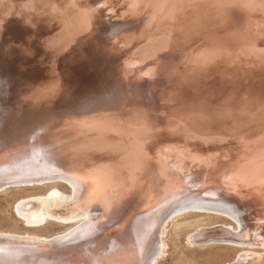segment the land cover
<instances>
[{
  "label": "rangeland",
  "instance_id": "rangeland-1",
  "mask_svg": "<svg viewBox=\"0 0 264 264\" xmlns=\"http://www.w3.org/2000/svg\"><path fill=\"white\" fill-rule=\"evenodd\" d=\"M119 157L124 176L98 180L122 195L83 238L80 218L19 212L56 190L65 201L44 210H77L56 175L83 183L88 163ZM141 173L154 178L143 190ZM228 185L264 187V0H0V264H232L246 249L260 264L262 245L189 242L202 226L240 229L178 210Z\"/></svg>",
  "mask_w": 264,
  "mask_h": 264
},
{
  "label": "bare ground",
  "instance_id": "bare-ground-1",
  "mask_svg": "<svg viewBox=\"0 0 264 264\" xmlns=\"http://www.w3.org/2000/svg\"><path fill=\"white\" fill-rule=\"evenodd\" d=\"M36 7H37V5H36ZM38 8H39V5H38ZM30 9L33 10V8L28 9L29 14L31 11ZM35 11H37V10H35ZM238 14H239V12H238ZM33 16L31 13V17H33ZM25 18H26V15H25ZM27 20H28V18H27ZM35 24H36V22H35ZM131 149H133V148H131ZM142 150H144V149H142ZM120 156L122 157L121 154H120ZM135 156L137 157V154H135ZM119 158L117 161L110 159V160H108V162H106L104 164L102 163V161H99L96 158H93V159L90 158L91 159V160L89 159L90 161L97 160V162H100V163H97V164L88 163L89 164L87 166L88 169H87V171H85L87 174L84 172L85 175L83 176V181H84L83 183H78V180L74 177L75 174H72V175H60L59 174V175H56V176H62L64 178V180H66V182H69V184H71L74 187V195H73V199H72L73 200L72 204L77 205V207H78L77 210H75V209L67 210L66 212H60L58 210L51 211L48 209L44 210V207H45V209L47 208L46 206H44L47 201H49L51 203V206H57V205H59L60 202L65 201L64 200L65 198L63 199V198L58 197L59 191L56 190V191H53L51 194V197L54 196L55 198H52V200L49 199L51 197L43 198V201H46V202H43L44 203L43 207H42L41 203L38 204V205H41V209H35L34 208V210L31 212L26 211V210H24V207H25L24 204L26 203V201H25L24 204L23 203L19 204V206H18L19 212L23 216H25V218L29 221L40 220V219H42L43 216L57 217V218L65 219V220L80 218L81 224L77 227L78 232L75 231L77 233V235L74 239L77 240V238L78 239H80V237L83 238L82 236H86L87 234H89V232L91 233V231H92L91 229L93 227V224L90 223L91 222L90 220L92 218L96 220V218L99 216L100 219L98 220V222H104L105 221L104 220L105 218L103 217V215H105V213H107L108 207L111 204V202L113 201L112 199L114 198V195L111 193V191L115 189L116 192H118V195H119V191L121 192L120 194L122 195L123 190H121V188L117 189L116 186H111V187L107 188V187H105V185H103L99 182L100 179L98 180V178L105 177L108 174L111 177L113 176V174L115 176L116 175L115 173H117V176H118V174L121 176H124L122 171L124 170L126 163L128 161H125V160L123 161L122 158H120V159ZM123 158H124V156H123ZM126 160H128V159H126ZM93 171H96V173H92ZM145 171H147V170H145ZM90 172H91V174H90ZM92 175H93V177H92ZM41 176L42 177L34 176V175H28L27 177H24V179H26V181H27V179H29V181H37V178L44 179L47 177V176H43V175H41ZM48 176H51V175H48ZM62 177H60V178H62ZM153 177H158V175H155ZM87 178L92 183L91 187L90 188L87 187L86 189H84L85 191H78L77 187H80L83 184L85 185L88 183ZM107 178H109V177H107ZM19 179H22V176ZM103 179H105V178H103ZM153 179L154 178H152V177L148 178L147 173H146V175L142 174V178H139L137 181L136 180L135 181H136V183L141 185V190H143L148 185V183H150ZM242 179H244V178H242ZM101 180H102V178H101ZM112 182H113V180H112ZM20 183H24V182H20ZM134 187H136V186H134ZM134 187H133V189H135ZM153 187H154L153 185L150 186L148 188V190L152 189ZM221 187H223V186L219 187V190L222 189L220 191H217L218 187H216L217 189L215 191L213 190L214 193L213 192H211V193L210 192L209 193L204 192L203 198L197 199V201H195L196 200L195 199L191 203L188 204L189 207H187V206L186 207H180L178 210L183 211V210H187V209H191V208L200 207L201 209H203L205 211H210V212H214L217 214H223L224 212H226L228 214V216L230 215L232 218H234L236 220L237 224H239L240 229L242 231L244 230V227H247L246 231L240 232L239 231L240 229H235L233 227L227 228V227H221V226L220 227L219 226H205V227L202 226V228H200V229L194 231L192 234H190L189 242L200 243V241H203V240L212 241V240L216 239L215 241H218V240L225 241L226 240V241H230L227 243H231L234 245L236 244L240 247H247L250 249L252 248L251 246L253 244L262 245L264 247V187L257 188V186H256L255 188H253V187H240V186L237 187V186H232V185L226 186L225 189L221 188ZM91 196H93V197H91ZM27 202H29V201H27ZM37 207H39V206H37ZM249 211L254 213V215H256V217H254V215H252ZM174 212L173 213L171 212V213L175 214L177 212V210L175 213ZM256 218H259L260 220H258ZM251 219L253 221L258 220L259 222L254 223L251 221ZM250 221H251V224H250ZM93 229H94V227H93ZM69 233H66V234H69ZM161 233L163 234V231ZM227 233H229V235L233 234L234 237L228 238V236H225V234H227ZM66 234L62 235V236H58V237L50 239V240H49V238H46V237L43 238V237H28L27 235L26 236L7 235L8 239L5 241L6 242L7 241L13 242V240L17 239L18 243L29 242V244H30V241H31L32 243L37 242L41 245L51 243L52 245H58L59 246V245H67V244L72 243V241L64 242L63 241L64 239L62 240V238L64 236H66ZM82 234H85V235H82ZM243 234H245L244 238L242 237ZM3 235H5V234H3ZM221 235H224V237H222ZM4 237L6 238V236H4ZM74 239H73V241H75ZM2 241H4V240H2ZM7 243H9V242H7ZM156 243L158 246H161V245H159V241H157ZM156 249L158 250V248L155 247V251L158 252ZM262 257H263V254L261 255L260 253H257L254 251L250 252L249 250L246 249V250H243V252H241V254L238 256L236 261H234L232 264H255L259 260H261ZM262 262H264V261H261V263Z\"/></svg>",
  "mask_w": 264,
  "mask_h": 264
}]
</instances>
